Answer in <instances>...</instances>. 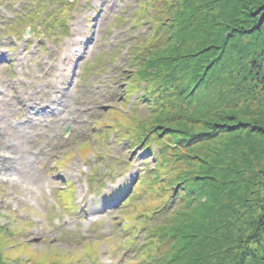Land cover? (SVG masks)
Returning a JSON list of instances; mask_svg holds the SVG:
<instances>
[{
  "label": "rangeland",
  "instance_id": "rangeland-1",
  "mask_svg": "<svg viewBox=\"0 0 264 264\" xmlns=\"http://www.w3.org/2000/svg\"><path fill=\"white\" fill-rule=\"evenodd\" d=\"M46 1L0 0V264H241L236 256L263 226L264 101L228 105L220 114L196 96L190 115L171 96H148L149 68L162 59L185 68L178 42L196 47L204 27L188 10L178 35L174 25L165 36L151 17L137 20L141 5L172 0ZM208 9L211 23L228 13L213 3ZM58 17L64 34L53 23ZM28 28L33 34L24 37ZM145 95L153 101L142 103ZM221 124L225 132L208 142L172 144L162 162L138 153L142 145L128 147L144 128L164 136L209 133ZM177 159L198 192L187 187L193 197L158 215L167 199L160 197L168 191L164 171ZM143 174L150 179L139 185ZM227 211L236 214L221 232L230 218L212 221ZM142 224L150 227L146 249L129 256L127 232ZM260 257L247 255L244 264Z\"/></svg>",
  "mask_w": 264,
  "mask_h": 264
},
{
  "label": "trees",
  "instance_id": "trees-1",
  "mask_svg": "<svg viewBox=\"0 0 264 264\" xmlns=\"http://www.w3.org/2000/svg\"><path fill=\"white\" fill-rule=\"evenodd\" d=\"M187 2L188 0H172L170 3H157L155 8L145 3L139 8L142 10L140 15H136L137 20L140 22L143 21V17H151L153 20L152 27L155 26L157 32H161V29H163L165 36H168L172 25L176 28L177 35L182 32V29H186L187 19L184 21L181 17L185 16L187 18V10L190 11L189 20L192 19L194 23L204 26L197 30L196 35L199 41L196 42V47L189 49L186 41L178 42L177 52L184 51L183 58H179L185 68L173 67L168 59L160 60L161 66L157 64L149 68L146 77L152 81L148 96L155 94L153 98L157 99L171 96L178 110L185 111L188 114L192 112V103L196 96L202 100L204 105L217 109L220 114H223L225 110H229L228 105L237 107L240 102L241 104L253 105L255 101H264V0H197V4L200 3L202 7L205 2L207 9L205 14L201 13L202 7L201 9H194ZM45 3L56 4L57 1L47 0ZM212 3L215 8L224 6L228 13L211 23L207 16H209L208 7ZM152 13H154V16L151 15ZM54 22H59V20L55 19ZM194 30H196V27H194ZM152 31H154V28ZM184 33L187 34V32ZM184 39L187 40V36ZM217 47L219 49L216 51ZM144 50H148V48ZM135 52L137 53V51ZM147 56H149L148 52ZM198 90L200 91L198 92ZM153 98L145 95L141 98V102L149 103L153 101ZM153 108L156 109L157 107L153 106L150 111ZM169 110L173 111V108L170 107ZM225 126L226 124H221L220 127L215 126L209 133L188 134L180 131L176 134L170 133L164 136L161 133L144 128L142 129L144 133L141 141L137 136L136 140H139V143L129 142L128 147H134L133 150H135L139 148L136 145H142L138 153L144 157L149 156L150 160H160L162 162L164 155H167L168 148L174 149L172 144L176 145L178 149H183L185 146L191 147L208 142L214 139L215 136L217 138L218 135L223 134L227 129ZM260 130L262 132V129ZM261 154L263 152L260 150L255 156ZM148 163L146 164L148 165ZM183 164V159H177L170 163V166L164 171V176L168 177V181L165 183L168 191L163 192L161 189L162 194L160 197L164 198L166 195L167 199L162 204V210L158 212V215L164 214L165 216L172 209L171 207L174 208L182 201L184 202L190 195L187 187H190L189 190L194 188V193L198 192L193 186L196 179H193L191 183L189 168H186ZM178 170L180 173H178ZM145 171L150 173V178L157 180L158 172L154 169ZM174 173L177 174V180L171 179V174ZM239 175V172L233 174L236 178H239ZM145 176L143 174L139 185L145 184L147 178H149ZM212 195L214 199L209 206L215 207L219 202L215 204L217 194L213 193ZM190 197H193V195H190ZM236 203L239 204V202ZM219 209L221 211L227 209V204L219 206ZM235 214V211L222 212L212 222L217 223L220 215L224 219L230 218L224 222L222 221L223 224L220 225V231L224 232L229 226L228 223L234 219ZM258 216V219H260L259 227L263 226L260 227L259 235L247 239L248 242L245 244L244 249H241V253L236 256L237 260L241 256V264L246 263L247 259L245 260V257L247 255L250 257L252 253L261 256L255 264H264V204L260 207ZM144 225H139L140 227H135L127 232L128 236L130 235V243L124 247L129 256L133 253L135 256H140L144 251L143 249H146L145 243L141 244V242L145 239V236H150V227L147 232V228L141 229ZM258 230L259 228L257 232ZM141 231H143L142 235Z\"/></svg>",
  "mask_w": 264,
  "mask_h": 264
},
{
  "label": "water",
  "instance_id": "water-1",
  "mask_svg": "<svg viewBox=\"0 0 264 264\" xmlns=\"http://www.w3.org/2000/svg\"><path fill=\"white\" fill-rule=\"evenodd\" d=\"M28 35H31V31H26L25 36H28ZM69 131H70L69 128H66V129H65V133H66V134H69Z\"/></svg>",
  "mask_w": 264,
  "mask_h": 264
}]
</instances>
